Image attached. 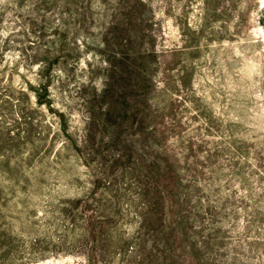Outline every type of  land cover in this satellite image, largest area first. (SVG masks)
Here are the masks:
<instances>
[{
  "label": "rangeland",
  "instance_id": "rangeland-1",
  "mask_svg": "<svg viewBox=\"0 0 264 264\" xmlns=\"http://www.w3.org/2000/svg\"><path fill=\"white\" fill-rule=\"evenodd\" d=\"M0 264H264V0H0Z\"/></svg>",
  "mask_w": 264,
  "mask_h": 264
}]
</instances>
